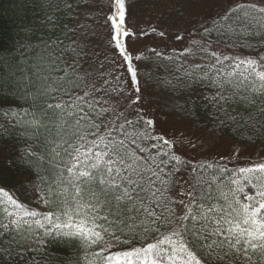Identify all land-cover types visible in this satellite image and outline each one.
Returning <instances> with one entry per match:
<instances>
[{"label": "snow or ice", "instance_id": "1", "mask_svg": "<svg viewBox=\"0 0 264 264\" xmlns=\"http://www.w3.org/2000/svg\"><path fill=\"white\" fill-rule=\"evenodd\" d=\"M197 2L217 10L165 53L132 51L168 32L132 31L128 0H107L99 61L96 0H8L0 183L24 171L43 209L0 186V264H264V0ZM176 119L200 134L163 129Z\"/></svg>", "mask_w": 264, "mask_h": 264}, {"label": "rangeland", "instance_id": "2", "mask_svg": "<svg viewBox=\"0 0 264 264\" xmlns=\"http://www.w3.org/2000/svg\"><path fill=\"white\" fill-rule=\"evenodd\" d=\"M215 10H217L215 4L203 5L198 3L197 0H163V2L156 5L143 3L132 6L131 4L129 7V29L136 32L147 31L151 33L153 27L160 28L163 26L168 32L166 38H161L155 34L136 38L134 44L131 45V50L134 52L144 51L147 48L155 47L158 50H163L165 53H172L170 52L172 49H179V45L185 42L175 40L176 33L179 32L182 36H187L191 33L189 31L192 28L194 29V24L202 20V14L207 15L209 11ZM93 27L96 35L91 41V50L98 54L97 59L99 61H103L105 57L114 55L113 49L107 47V40L109 38L108 28L104 23ZM116 60L118 64V56ZM118 71L123 72L124 69L120 68ZM155 98L161 105L167 102L164 97L157 98L155 96ZM162 126L185 131L186 134H200L192 127V124L179 119L169 120ZM255 151L258 150L255 149Z\"/></svg>", "mask_w": 264, "mask_h": 264}, {"label": "trees", "instance_id": "3", "mask_svg": "<svg viewBox=\"0 0 264 264\" xmlns=\"http://www.w3.org/2000/svg\"><path fill=\"white\" fill-rule=\"evenodd\" d=\"M161 2H163V0H128L129 7L131 4L132 6L136 4H143V3L148 4V5H156ZM106 3H107L106 0H96V3L94 7L92 8V11L98 17V21L94 22L93 26H97V25L99 26V25H102V23H104V17L108 13V8L106 7ZM13 7H14L13 5H10L8 3V0H3L2 8H0V32H2L5 35V38H7L8 35L15 34L16 26L19 23L17 17L14 15L12 11ZM85 22H89V21H85ZM189 32L191 33L188 34L187 36H183L184 37L183 40H179V41H185L184 42L185 45H183L184 43H182L179 45L180 46L179 49L177 50L172 49L170 52L173 53V51H175L178 53L179 51L188 47L191 40L198 38L194 36L193 28ZM161 73H162V70H161ZM153 92L157 98L164 97L167 100V103H173V102L181 103V104L184 103V99L181 96L179 95L173 96L169 92L160 90L159 88H156L155 86H153ZM186 122H189L190 124H192V127L194 129L197 128L195 122H192V121H186ZM162 127L164 130H171L168 128V126H162ZM256 149L258 151H261V146H257ZM25 179H26V173L22 170L13 169L11 171H5L3 174L2 183H0V186H4L6 188L12 189L15 195L21 197L28 204H31L34 207H39L42 210L43 209L42 205L34 204V199L36 198L31 193L30 187L28 188L27 191L25 190V186L23 183Z\"/></svg>", "mask_w": 264, "mask_h": 264}]
</instances>
